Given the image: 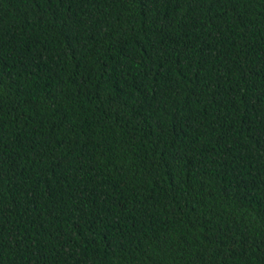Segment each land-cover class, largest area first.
Here are the masks:
<instances>
[{"label":"trees","instance_id":"trees-1","mask_svg":"<svg viewBox=\"0 0 264 264\" xmlns=\"http://www.w3.org/2000/svg\"><path fill=\"white\" fill-rule=\"evenodd\" d=\"M0 264H264V0H0Z\"/></svg>","mask_w":264,"mask_h":264}]
</instances>
